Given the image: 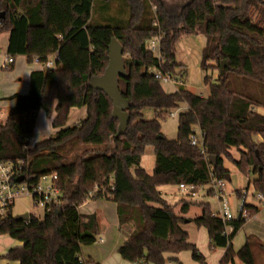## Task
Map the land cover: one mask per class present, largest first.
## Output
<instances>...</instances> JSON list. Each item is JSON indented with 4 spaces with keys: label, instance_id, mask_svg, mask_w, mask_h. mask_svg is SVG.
<instances>
[{
    "label": "trees",
    "instance_id": "trees-1",
    "mask_svg": "<svg viewBox=\"0 0 264 264\" xmlns=\"http://www.w3.org/2000/svg\"><path fill=\"white\" fill-rule=\"evenodd\" d=\"M116 2L119 12L113 11ZM5 32L13 60L23 56L33 65L35 58L44 63L57 57L54 69L31 74L28 94L10 98L15 104L0 124V162L24 161L25 173L37 178L57 174L66 203L61 214L50 212L43 220L32 217L26 223L13 214L1 219L0 235L22 244L3 258L19 264H97L82 260V252L97 242L100 219L79 209L98 190L93 200L117 204L120 227H133L118 251L123 260L167 264L190 252L195 262L206 264L182 228L187 219L157 189L210 185L229 174L224 165L229 161L254 175L255 191L264 194V115L258 111L264 108V0H0V34ZM201 35L207 39L201 69L218 71L217 84L205 78L208 97L185 87L186 71L176 61L177 46ZM157 37L162 63L146 49ZM113 39L124 48L127 76L118 85L130 116L119 137L112 101L91 85L104 75ZM223 62L228 64L221 76ZM155 69L181 82L176 93L164 91L151 72ZM182 103L189 111L180 115L178 139L168 140L161 121ZM85 107L87 118L67 126L71 110ZM145 109L154 110V120L144 119ZM41 111L48 119L56 113V132L31 149ZM193 125L204 135L203 151L190 144ZM148 147L155 152L153 175L141 168ZM231 149L241 152L239 160ZM209 156L216 157L215 167ZM200 206L202 214L188 221L207 229L212 252L227 250L220 264H233L235 258L257 264L254 248L264 249L263 242L249 237L238 252L232 247L248 220L224 223L209 204ZM189 209L184 203L181 213ZM258 212L248 206L250 217Z\"/></svg>",
    "mask_w": 264,
    "mask_h": 264
},
{
    "label": "rangeland",
    "instance_id": "rangeland-1",
    "mask_svg": "<svg viewBox=\"0 0 264 264\" xmlns=\"http://www.w3.org/2000/svg\"><path fill=\"white\" fill-rule=\"evenodd\" d=\"M176 2L184 3L187 0H172ZM120 4L118 2L113 4V11L119 12ZM205 38L204 37H191L185 39L181 46H179V52L177 61L178 64H186V76L187 87L189 90L195 92L196 94L208 97L209 96V88L205 84V78L209 76L211 78L212 84H217L218 79V71H208L205 72L201 69V60H202V52L203 47H205ZM3 45V39L0 41V47ZM4 54V51H1V55ZM3 55V56H4ZM51 61L55 63L56 58L52 57ZM1 62V58H0ZM11 71V69H10ZM154 72V70H151ZM7 71L3 72L0 76V91L6 90L9 88V82L6 80L5 75H7ZM163 89L167 93H173L175 90L179 88V84H170L163 83ZM6 102V104L2 103ZM9 101H0V122L6 121L8 119L9 111L13 108L14 104H11L12 107L8 105ZM5 106V108H4ZM183 106V105H182ZM259 113L264 115V108H259ZM155 112L152 109H145L144 111V119L147 121L155 119ZM2 124V123H0ZM162 125V133L168 138V140L178 139V118H168L164 121H161ZM38 128L40 131H37L34 134V141L31 142V149H34L35 144L41 142L43 139L52 136L53 131L47 130V126L39 122ZM230 154L234 160H239L241 158V152L238 149H231ZM225 168L229 173L230 181L224 180L223 182V191L225 192V196L229 202L230 208L232 209V214L234 219H238V211L237 208L241 203V196L243 191H247L249 194L247 196L248 203H254L260 209V214L255 218L252 217L247 221L244 226L237 234L235 238V242H233V250L238 252L246 243L247 238L253 237L256 240H260L262 244H264V203H258L254 200L252 194H254L255 189L253 187V182L255 180L254 175H245L240 172L237 167L229 161L224 162ZM156 166L155 161V152L153 147H148L146 149L145 155L142 157L141 168L144 169L149 175H153ZM132 172L135 173L133 169ZM212 188V184L204 186L203 189L198 192L196 195L192 196L187 193H182L179 190L178 186H168L167 188H162L163 196L168 200L170 205H178L182 204V202H191L194 203V208H192L191 213L193 215L200 216L202 214V208L200 205L202 204H210L213 212H217L220 209V204L217 200L215 194H208L209 190ZM217 190H220V186L217 187ZM95 204L91 205L94 206ZM90 211V207H83L80 209V213L83 215L86 212ZM13 214L15 217L31 214L36 216L38 219L43 220L44 214L41 210L36 209L34 207L33 201L28 197L20 198L14 203ZM17 243L19 241L12 239L8 236L0 235V264H17V262H10L4 259L5 255L10 249L17 247ZM189 256L190 252H184ZM254 255L257 261V264H264V249L256 247L254 248ZM239 264H243L242 262Z\"/></svg>",
    "mask_w": 264,
    "mask_h": 264
},
{
    "label": "crops",
    "instance_id": "crops-1",
    "mask_svg": "<svg viewBox=\"0 0 264 264\" xmlns=\"http://www.w3.org/2000/svg\"><path fill=\"white\" fill-rule=\"evenodd\" d=\"M197 37H204V36H197ZM191 38V37H190ZM205 38V37H204ZM3 39V45L0 47V76L3 75V72H8L7 75H5L6 80L9 82L10 85L9 88H6V90L0 91V101H9V106L10 108L12 107L11 104H15V101H11L10 98H12L14 95H26L28 94L30 88V76L32 73L35 71L42 70L41 66L38 65H30L27 62L26 57L19 56L14 59V64L11 65L10 67L8 66L7 68L4 67L5 60L8 57L7 53V48H8V41L10 39V33L5 32L0 34V41ZM187 39V38H185ZM184 39V40H185ZM183 40V41H184ZM182 41V42H183ZM205 47L207 46V39L205 38ZM181 42V43H182ZM181 43L179 46H181ZM179 46H177V57H178V52H179ZM203 47V50L205 49ZM1 51H4V54L1 55ZM4 55V56H3ZM52 57H57L56 55ZM51 57V58H52ZM176 57V61H177ZM50 58V60H51ZM179 62V61H178ZM177 62V64H178ZM180 65V64H179ZM184 69L187 67L185 63L181 64ZM11 68V71H10ZM187 80L186 78V83L185 87H187ZM173 84L174 83H170ZM178 90V89H177ZM175 90L173 93H168V94H174L177 92ZM189 90V89H188ZM165 91V90H164ZM191 91V90H189ZM166 92V91H165ZM193 92V91H191ZM167 93V92H166ZM196 94L195 92H193ZM198 96L205 97L202 95L197 94ZM6 104V102H2ZM183 105V106H182ZM57 106V104H56ZM5 108V106H4ZM189 111V106L186 103H182L179 105V108L174 110L171 118H178V126H179V118L180 115L187 113ZM259 111V110H258ZM56 117V113L53 115L52 119H48L45 115L44 112H40L38 115V121L35 127V132L40 131L38 128L39 122L42 124H45L47 126V130L53 131L55 133L56 131L52 127V123L54 122L53 119ZM87 118V108H82V109H72L69 115V121L67 126H72L76 123H79V121L85 120ZM0 123L4 124L5 121H1ZM35 138V137H34ZM50 138V137H48ZM48 138H45L43 140H46ZM35 140V139H34ZM42 140V141H43ZM170 140V139H169ZM177 140V139H175ZM257 142L261 143L262 138L258 137ZM142 162V160H141ZM164 187H159L157 191L161 194L163 199L169 204L168 200L163 196V192L160 191ZM184 203L190 204V209L189 213L187 215L181 213V209L183 207ZM182 202V204L178 205H170L174 206L175 212L177 215L184 217L187 219L185 224L182 225L183 230L188 234V241L190 244L197 246L199 251L205 256L206 264H220L221 260L223 259L226 249H218L216 251H211L210 250V241L209 240V234L206 228H198L195 223H190L188 220H192L196 217H199L197 215H193L191 213L192 208H194V203L191 202ZM95 204L94 206H91ZM210 205V204H209ZM251 206H255L258 208L257 205L254 203H250ZM211 206V205H210ZM83 207H90V211L84 213L83 215H96L98 217L99 223H100V233L97 239V242L90 247L84 248L82 252V259L84 261H89L92 260L97 264H133L128 261H125L121 258L119 255L118 251L119 248L122 246V244L129 238L131 233H133V227L130 225H126L123 227H120L118 216H117V204H114L113 202L107 201V200H90L86 202L81 208ZM80 208V209H81ZM202 208V207H201ZM79 209V211H80ZM259 209V208H258ZM203 211V209H202ZM260 214V209L258 214L255 216V218ZM231 229L228 230V233H231ZM237 236V235H236ZM236 238V237H235ZM234 238V240H235ZM232 241V247H233V242ZM260 241V240H259ZM261 242V241H260ZM21 243H17V247L21 246ZM8 253V252H7ZM178 261L174 262L176 264H199L195 262L192 258V256H189L187 254L181 253V255L177 256ZM8 261V260H7ZM12 262V261H10ZM15 262V261H13ZM241 261L238 258H235L233 264H239ZM17 264H19L17 262Z\"/></svg>",
    "mask_w": 264,
    "mask_h": 264
},
{
    "label": "built area",
    "instance_id": "built-area-1",
    "mask_svg": "<svg viewBox=\"0 0 264 264\" xmlns=\"http://www.w3.org/2000/svg\"><path fill=\"white\" fill-rule=\"evenodd\" d=\"M147 44L148 45H146V49L154 53L162 63L160 49L161 38H153L148 41ZM13 64L14 60L8 56L5 60L4 67H10ZM34 64L41 66L44 70H51L56 67L55 63H53L50 59L42 63L38 58H35ZM154 77L156 80H159L162 83L181 84V82H177L170 74L163 73L157 69L154 70ZM189 140L193 147L200 148L203 151V145L205 144L204 135L199 126L193 125ZM32 141H34V138L30 140V142ZM24 166H26L24 161H19L17 163L0 162V220L3 218L5 219L9 216V214H13L15 201L23 197L30 198L33 201L34 207L41 210L44 216L50 212L57 213L61 211L66 203L65 195L61 189L57 174H45L37 178L36 176H29L27 173H25ZM224 180L225 179L214 178L211 183L212 188L209 190L210 192H208V194H215L220 204V209L217 212H213V215L226 223L235 219L233 217L229 202L224 194L225 192L223 191ZM218 186H220V190H217ZM178 187L182 193H187L194 196L200 192L204 186L195 187L194 185L181 184ZM97 191L98 190L90 195L87 202L93 200V197L96 195ZM248 194L249 193L247 191H243L241 196H239L241 198V203L238 206L237 211L239 218L250 220L252 217H250L248 214V206L250 205L247 201ZM252 196L256 202L264 203L263 193L254 192ZM29 216L31 218L36 217L31 214H29ZM167 264L176 263L168 262Z\"/></svg>",
    "mask_w": 264,
    "mask_h": 264
},
{
    "label": "water",
    "instance_id": "water-1",
    "mask_svg": "<svg viewBox=\"0 0 264 264\" xmlns=\"http://www.w3.org/2000/svg\"><path fill=\"white\" fill-rule=\"evenodd\" d=\"M227 62H223L221 69V76L224 75L227 67ZM127 76L125 63H124V48L121 43L116 39H113L109 45V64L104 72V75L95 77L91 81L92 87L96 91L103 92L109 97L113 104V118L119 121L118 137L122 136L126 131L128 125H130V116L127 112L129 108V102L125 100L121 91L119 90L118 80L119 78H125ZM209 163L215 167L216 157L209 156ZM229 174L226 175L225 180L230 181ZM61 214V211L58 212ZM29 214H24L15 217L17 221L28 222L30 220Z\"/></svg>",
    "mask_w": 264,
    "mask_h": 264
}]
</instances>
